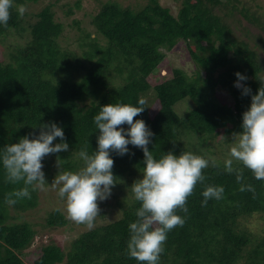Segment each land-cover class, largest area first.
I'll use <instances>...</instances> for the list:
<instances>
[{
  "label": "trees",
  "instance_id": "16d2710c",
  "mask_svg": "<svg viewBox=\"0 0 264 264\" xmlns=\"http://www.w3.org/2000/svg\"><path fill=\"white\" fill-rule=\"evenodd\" d=\"M41 1L14 0L7 25L0 26V43L14 33L21 37L25 31L30 33V40L9 54V62L0 59V150L29 133H38L39 124L54 121L63 127L69 149L52 154V162H59L61 172L77 170L84 166L79 151L91 155L97 149L99 130L93 117L100 107L115 102L135 105L144 99L145 110L134 120L143 119L154 133L148 148L156 158L170 150L177 155L183 150L209 159L204 181L187 198L188 212L177 210L185 223L167 234L159 264H264V235L246 226L247 219L264 215V179H256L236 161L233 167L243 172L238 182L235 172H226L223 163L211 160L200 149L202 141L213 140L221 131L229 136L241 130L242 113L250 106L251 95H242L234 86L235 73L247 76L241 83L251 88V94L264 84V26L261 36L253 40L236 36L233 0H174L180 3L177 15L161 0H147L137 10L108 2L92 18L95 31L85 32L78 55L63 48L66 26L57 21L50 6L33 14L36 22L25 27L24 15L17 8ZM241 10L248 18V11ZM249 20L262 24L253 15ZM184 46L186 57L194 63V74L169 68L168 80L153 83L152 77L167 62L163 50L172 53ZM220 89L231 95L232 105L217 100ZM184 102L191 107L180 114L176 106ZM195 138L199 146L193 143ZM57 142L59 138L53 141ZM128 147L130 154L111 153L114 188L122 197L114 195L117 202L99 204L100 210L119 208L120 219L84 231L67 252L43 237L39 248L32 249L39 242V232L29 222L12 221L38 205L39 188L30 189V198L9 205L7 195L24 185L23 181L8 182L0 165V264H26L30 252L31 264H138L128 255L127 241L128 226L137 219L140 202L124 188L142 176L144 153ZM51 175L46 172V179ZM241 184H251L254 191H241ZM209 185H222V198L202 205V192ZM69 224L70 217L58 209L46 220L51 229Z\"/></svg>",
  "mask_w": 264,
  "mask_h": 264
},
{
  "label": "clouds",
  "instance_id": "9594fccd",
  "mask_svg": "<svg viewBox=\"0 0 264 264\" xmlns=\"http://www.w3.org/2000/svg\"><path fill=\"white\" fill-rule=\"evenodd\" d=\"M13 3L14 0H0V26L7 25ZM17 11L23 15L27 9L20 5ZM235 76L234 86L242 95H251V102L242 113L241 130L232 134L233 143L229 158L224 161V170L235 172L237 181H242V169L233 167L235 160L251 170L256 179H264V84L251 94V88L241 83L248 79L247 76L239 71ZM144 104L145 100L139 99L135 105L115 102L101 106L93 117L99 130L97 149L91 155L80 150L78 156L84 166L75 172H60L51 184L46 181L42 161L48 154L68 151L63 127L54 121L39 124L38 133H29L5 145L0 150V165L6 180L23 181L24 185L9 193L6 203L14 205L17 199L30 198V189L47 190L49 186H59L58 195L66 200L70 219L91 227L99 213L98 201L109 198L116 183L111 153L123 156L130 154L129 145L138 147L144 153V167L142 178L133 182L131 190L140 207L136 210L137 219L128 226L127 251L138 264H159L167 234L185 223V217L177 210L188 212L187 198L196 184L204 181L203 169L209 166V159L183 150L178 155L170 150L156 158L148 148L154 133L143 119L134 120L145 110ZM125 124L128 127H124ZM57 138L59 142L53 143ZM240 190L254 191V187L241 184ZM223 192L222 185L207 186L202 192V205L209 199L222 198Z\"/></svg>",
  "mask_w": 264,
  "mask_h": 264
},
{
  "label": "rangeland",
  "instance_id": "374dc122",
  "mask_svg": "<svg viewBox=\"0 0 264 264\" xmlns=\"http://www.w3.org/2000/svg\"><path fill=\"white\" fill-rule=\"evenodd\" d=\"M226 1V0H225ZM108 2H117L120 6L124 8H132V9H140L143 8L147 4V0H42L40 3H26L27 11L23 14L26 23H24L25 27L29 28L28 24L35 23L36 20L33 17V14L40 12L42 9L50 6L55 13V17L57 21L65 24V39L61 40V44L63 48L73 50L78 55L81 54L82 51V40L85 37V32H94L95 28L92 25V18L100 12L105 4ZM161 4L170 8L174 15H177L180 3L175 2L174 0H161ZM235 5V6H234ZM20 6V5H19ZM234 6V21H233V29L236 36L245 39L246 41H250L255 39L256 36H261L262 26H264V0H237L232 1V5ZM242 8L248 11V18L242 14ZM70 9H72V13H69ZM32 14V15H31ZM257 20H261L262 24L252 23L249 18L252 16ZM78 21L79 24H75L74 21ZM30 33L28 31L23 32L22 37L18 33L12 34L7 39L3 40L0 43V59L9 62L10 57L9 54L16 48L18 45L26 44L29 39ZM247 36V37H246ZM250 36V37H248ZM101 42V38H100ZM102 43L104 44L103 38ZM167 57V62L164 68H161L157 71V73L152 77L151 81L153 83H159L161 81L168 80L172 73L168 71L169 68L172 70L174 68L183 69L188 75L192 76L195 72L194 63L186 57V48L180 49L177 52H167L163 50ZM217 100L224 105H232L233 98L227 91L218 90L216 94ZM191 107V103H181L176 106V111L180 114L188 111ZM233 135H226L224 131H221L219 135L213 140L202 141L204 143H200V141L195 138L193 139V143L199 146L202 153L204 152L207 157L215 162H220L224 164L225 159L229 158L230 147L233 143ZM57 156V153H52ZM48 154L44 157L43 163V171L49 174H52V178L49 176L46 181L51 184L54 178L60 174V164L59 162L53 163L54 155ZM53 158V159H52ZM48 159H50L48 161ZM46 160V161H45ZM51 161L50 165L48 163ZM73 161L79 162V159L74 157ZM236 162L235 160L233 163ZM82 167H79V169ZM74 170L75 171H78ZM46 170V172H45ZM142 178V176L136 177L135 180ZM131 179V178H130ZM124 191L130 196L132 190L131 186L126 185ZM59 186L51 187L49 186L47 190L39 189L38 195V205L27 211L23 212L19 215L18 218H15L12 222H29L34 228L39 232V242H36L32 247L33 250H37L39 248L40 238L43 237L46 241H53L56 244L60 245L65 252L69 251L70 245L72 241L79 235H81L84 231L93 228L98 224H106L111 221H116L120 219L122 213L119 208L111 207H103L102 210L99 209L98 216L95 218L93 225L89 227L84 223H76L72 220V224H69L65 227H59L55 229H51L46 226V220L49 217L50 213L55 209L62 211L64 214H67L66 211V200L59 197L58 195ZM119 189L112 187L111 195L109 198L98 201V206L100 203H115L117 199L114 195H117L118 198L122 197V194ZM134 198V196L130 197ZM112 214L107 215L106 217H101L100 213L102 212H112ZM246 226L248 229L254 234L264 235V215H255L249 219H247ZM32 258V253H28L25 256V263L31 264L30 260Z\"/></svg>",
  "mask_w": 264,
  "mask_h": 264
}]
</instances>
